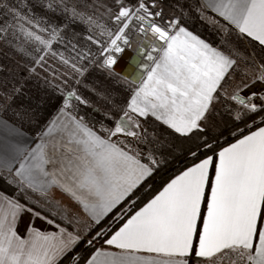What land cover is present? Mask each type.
<instances>
[{
  "label": "snow or ice",
  "instance_id": "1",
  "mask_svg": "<svg viewBox=\"0 0 264 264\" xmlns=\"http://www.w3.org/2000/svg\"><path fill=\"white\" fill-rule=\"evenodd\" d=\"M116 3L119 10L111 17L115 30L75 4L71 9L65 4L64 11L89 26L86 39L100 47L105 69L113 68L115 53L132 44L130 29L147 38L138 87L125 105L113 107L120 111L119 117L106 113L114 126H102L104 136L68 111L74 109L73 101L88 103L69 88L57 117L42 130L35 147L0 141V171L11 174L19 189L38 194L46 206L51 204V214L59 219L0 196V264H57L83 239L81 224L85 234L91 231L151 176L160 161L153 147L158 141L149 142L141 122L149 116L182 138H195L196 147L189 152L193 163L140 209H122L114 217L119 224L114 231L97 232L94 239L106 237L104 243L118 251L96 249L87 264H192L193 258L196 264H264V126L218 152L212 151L213 143L203 135L213 105L221 99L237 120L260 113L259 123L264 125V90L244 94L257 83L264 85V63L249 62L235 48L225 53L211 46L176 17L158 23L163 10L152 11L155 0H137L134 6ZM3 7L12 22L0 24V41L26 58L29 77L44 73L46 79L59 80L62 94L74 74V83H82L80 78L94 62L90 48L69 47L58 26H46L42 18L19 6ZM201 8L215 12L241 36L264 46V0H202ZM93 27L99 29L96 34ZM61 45L71 55L66 56ZM239 60L245 61L243 67ZM236 73L243 79L229 94L228 82ZM3 127L9 134L16 131L6 123ZM120 136L147 145V151L112 139ZM202 150L212 154L197 159ZM53 189L69 196L91 224L54 204L49 199ZM24 212L54 230L42 231L30 223L21 236L17 225Z\"/></svg>",
  "mask_w": 264,
  "mask_h": 264
},
{
  "label": "trees",
  "instance_id": "2",
  "mask_svg": "<svg viewBox=\"0 0 264 264\" xmlns=\"http://www.w3.org/2000/svg\"><path fill=\"white\" fill-rule=\"evenodd\" d=\"M80 1L91 6L92 11L99 9L111 10L110 14H107L109 18L114 16L119 10L116 0ZM179 1L181 0H162L164 4L171 8H174ZM190 1L183 0V7L188 8ZM49 2L54 5H48L50 4ZM121 2L126 5L130 3L134 6L137 0H121ZM2 4H7L9 7L19 6L37 18L40 17L41 11L42 19L47 20L51 25L56 24L61 27L62 34L68 41L81 47H93V44L86 39L87 26L80 20L72 19L62 8L64 5L61 2L56 4L52 0H0V24L12 22L11 14L7 12ZM193 25L194 27L191 29L190 27L187 28L214 47H219L218 41L216 40L215 42L211 39L212 36L214 37L211 32L201 30L204 28V24L200 20L197 23H193ZM242 40L244 39L242 38ZM244 41L256 59L260 63H264V46L249 38H245ZM18 58L22 65L19 61L17 62ZM27 63L26 58L18 54L12 45L0 41V90L10 94L12 98L8 104L0 101V112L31 135L36 136L45 129L50 120L61 109L65 94L64 92L62 94L60 88L53 87L46 79L42 80L35 75L29 77L25 67ZM16 88L20 89L18 93L14 91ZM76 88L78 94L87 100L88 103L77 104L73 101L75 107L74 109H69V111L73 115L82 118L84 122L97 132H103L101 130L102 126L109 128L114 126L113 120L108 119L106 113L111 112L113 116L119 117L120 111H113V107L125 105L134 91L130 85L119 82L116 78L110 77L103 72L99 73L94 68L86 72L82 77V83L77 84ZM259 115L261 114L249 115L242 120H237L234 112L227 110L225 106L214 108V112L209 116L213 122V128L208 129L203 135L213 143L214 148L212 151L218 152L221 148L234 143L243 135L249 134L250 131H255L256 128L264 126L259 123ZM253 120L257 121L255 125H252ZM249 125L251 127H248ZM143 128L147 130L150 143L153 140L158 141L153 147L156 148L154 154L160 163L153 174L124 202L123 206L131 208L132 211L143 207L162 190L168 181L192 165L193 159L189 152L196 147L197 143L194 137L191 139L182 138L178 134H174L171 129L154 118L146 119L143 123ZM196 135L199 136L201 134L197 133ZM125 141L130 145L132 144L129 138ZM138 146L142 150L147 151V145L139 144ZM210 154L212 153L202 150L197 159ZM0 191L16 198L50 219H57L59 222L58 217L51 214L52 211L31 200L1 174ZM130 214L131 212H129ZM110 216L100 222V224L92 227L91 231H88L87 235L70 252L64 255L57 264H85L96 249H100L105 245L104 239L106 237L94 239L96 233L101 231L108 232L109 229L114 231L119 227V224L115 221L110 224L112 219ZM120 223H123V221H120ZM89 240L93 241L91 245L88 244Z\"/></svg>",
  "mask_w": 264,
  "mask_h": 264
},
{
  "label": "rangeland",
  "instance_id": "3",
  "mask_svg": "<svg viewBox=\"0 0 264 264\" xmlns=\"http://www.w3.org/2000/svg\"><path fill=\"white\" fill-rule=\"evenodd\" d=\"M53 2H55L56 4L61 2L63 5L67 4L69 9H71V6L73 4L76 5L77 9L83 13H85L87 16H91L93 17V19H96L97 17L99 18L100 22H103L104 24L107 25V27L115 30L116 25L112 22V19L109 18L107 16V13L109 11H106L105 9H99L97 11H92L91 6L84 4L83 2H81L80 0H52ZM148 3H151L152 0H147ZM183 0L179 1L176 6L173 8L167 6L166 4H164L162 2V0H155V4L156 7L152 9V11H158L160 9L163 10V14L160 18H158L157 22H163L165 20H169L173 17H176L179 19L181 26H184L188 31L192 32L194 35L198 36L195 32L191 31L190 29L192 27H194L193 23H197L199 20L204 24V28L201 29L204 32H211L212 35H214V37L212 36L211 39L214 40L216 42V40L219 43V47L220 49H223L222 51H224L225 53H228L230 51L231 48H235L237 50H239V52L243 53V55L245 57H247L249 62H259L255 55L252 53L251 49L249 48V46L247 45V43L242 40V38L240 37V35L234 31L232 28L228 27L227 25L223 24L222 22L215 20L214 18L210 17L202 8L201 5L199 4V2L197 0H191L189 3L188 8L183 7L182 5ZM50 6L54 5L52 2H49ZM121 4H124L125 6H127L125 3L121 2ZM3 5V4H2ZM102 7V6H101ZM118 7H120V4H118ZM62 8L64 9V7L62 6ZM197 9H200L199 11ZM70 17H71V12H67ZM102 13H105L106 15H102ZM42 18V12L40 11V17ZM79 20V19H77ZM81 21V20H80ZM42 23H45V25H51L49 24V22L47 20L42 19ZM85 26L89 27L88 25H86L85 23H83ZM52 26H57L52 25ZM59 27V26H58ZM86 27V28H87ZM187 27H190L187 28ZM202 27V26H201ZM61 28V27H59ZM227 29V30H225ZM193 30V29H192ZM99 31V29L96 28H92V33L96 34ZM138 31L135 28H132L129 30V35L132 39V42H136L134 39L135 34ZM207 34V33H205ZM63 35V34H62ZM88 35V33H86V36ZM200 39L204 40L203 38H201L200 36H198ZM67 42H70L69 47L72 43L71 41H68L66 39ZM205 42H207L206 40H204ZM142 42H138L139 45H142ZM208 43V42H207ZM210 44V43H208ZM77 45V44H75ZM211 45V44H210ZM78 46V45H77ZM213 46V45H211ZM81 47V46H79ZM132 44L129 46L124 47V50L120 53H115V57L117 58H125V62L121 65L118 66L117 70L112 68L111 70L109 69H105L103 67H101V64L103 63L101 57H103V53L100 51V47L93 44V47L90 48L91 52L93 54V58H94V62L92 64H90L88 66V70L90 69H96L99 73L103 72L104 74H107L110 77H114L116 78L119 82H122L124 84L130 85L131 88H133V90H135L138 87V83H136V81L138 80V73H140L142 71V68L140 66V62L142 60H145L146 57L145 56H140L138 54L137 49H132ZM214 47V46H213ZM61 50L64 51V54L67 55H71L70 51L65 49V47L63 45L60 46ZM126 51H130L131 53L128 55L126 54ZM135 56L137 57V59H135ZM19 61V58L17 59V62ZM20 63V61H19ZM239 63L241 65V67L244 66L245 61L244 60H239ZM260 63V62H259ZM22 65V63H20ZM59 66V65H58ZM63 71L65 72H71V69H67V68H62ZM37 76V75H35ZM38 77L42 80L46 79L45 78V74L41 73L40 75H38ZM67 78V77H66ZM76 79V75H73L72 79H68V84L66 86H64L63 88V92L64 94H66V90H68L69 88H75L77 90V84L74 83V80ZM82 80V77L80 78ZM243 78L241 77V75L239 73H236L235 75V79L232 81H229V86H228V93L231 94L233 89L238 85V83L242 80ZM47 81L50 82V84L53 87H58V85H60V81L59 80H51V78H47ZM61 90V88H60ZM252 91H256L255 85L249 89H247V91L244 93L245 95H247L248 92H252ZM0 101L4 102L5 104H8L10 102V100H12L11 95L8 93L3 92L2 90H0ZM257 102V101H256ZM228 103L227 101H224L223 99H221L220 103L214 104L213 107L214 108H221L222 106H225V104ZM257 103H261V101L257 102ZM252 106V102L250 101L248 104V108H251ZM148 118H153L151 116H149ZM147 118V119H148ZM155 119V118H154ZM146 119L141 118V122L142 125L144 123ZM208 129L213 128V122L212 120L208 117ZM115 139H119L120 141H125L127 140L129 137H125V136H120L119 138L117 137H113ZM129 140L132 142L131 146L135 147V148H139L141 149L138 145L139 143L132 139L129 138ZM128 144V143H127ZM130 145V144H128ZM142 150V149H141ZM144 151V150H143ZM130 197V196H129ZM129 197L127 198V200L129 199ZM34 201V200H33ZM126 201V200H125ZM124 201V202H125ZM124 202L122 204H120L115 211L110 214L112 217V219L110 220V224L114 222V217L118 216L121 214V210L122 209H128V207L123 206ZM83 225V224H81ZM81 225L79 228H81ZM82 236L85 237L87 235V233H84V228L82 229Z\"/></svg>",
  "mask_w": 264,
  "mask_h": 264
},
{
  "label": "crops",
  "instance_id": "4",
  "mask_svg": "<svg viewBox=\"0 0 264 264\" xmlns=\"http://www.w3.org/2000/svg\"><path fill=\"white\" fill-rule=\"evenodd\" d=\"M199 2V4L201 5L202 3V0H197ZM210 17L214 18L215 20H218L220 22H222L223 24L227 25L228 27L232 28L234 31H236L238 34V30L233 26V25H230L228 24L223 18L219 17L215 12L211 11L210 9L208 8H202ZM241 36V34H239ZM244 40L245 38H248L246 36H241ZM251 39V38H249ZM252 40V39H251ZM255 42V41H254ZM258 43V42H257ZM69 111V110H68ZM59 112V111H58ZM58 112L54 115V117L50 120L52 121L53 119H55L58 115ZM70 112V111H69ZM71 113V112H70ZM71 115H73L71 113ZM75 116V115H73ZM77 119H80L79 117L75 116ZM7 124L8 128L9 129H12L14 128L16 131L14 133H11L9 134L8 132H6V130L4 129L3 125L4 124ZM86 123V122H85ZM49 124V123H48ZM47 124V125H48ZM87 124V123H86ZM88 125V124H87ZM89 126V125H88ZM90 127V126H89ZM93 129V128H92ZM94 130V129H93ZM96 131V130H94ZM97 132V131H96ZM98 134L104 136L105 133L103 132H97ZM40 134H37L36 136H33L31 135L29 132H27L25 129H23L22 127H20L19 125L15 124L14 122H12L7 116L3 115L1 112H0V141H2L3 143L5 144H11V143H20V144H23V145H26V146H31V147H35L36 144L40 143L41 141V137H40ZM60 138L57 137V140H59ZM114 141L116 140L115 138H112ZM229 146V145H228ZM227 147V146H226ZM58 151H63V149H60ZM181 173V172H180ZM180 173H178L177 175H179ZM0 174L3 175L11 184H13L14 186H16L18 188V186L13 183V176L11 174H8L6 172H2L0 171ZM175 177V176H174ZM173 177V178H174ZM147 179V178H146ZM145 179V180H146ZM144 180V181H145ZM143 181V182H144ZM142 182V183H143ZM169 182V181H168ZM141 183V184H142ZM140 184V185H141ZM19 189V188H18ZM137 189V188H136ZM135 189V190H136ZM22 193H24L27 197H29L31 200H34L36 203H38V201H41V198L38 194H34L32 193L31 191H24L22 189H19ZM134 190V191H135ZM133 191V192H134ZM0 196L2 197H9V198H13L5 193H3L2 191H0ZM15 200H17L16 198H14ZM49 199L54 203V204H58L61 208H65V209H68L70 210L69 214L71 215L73 212L79 214L80 218L82 221H84L85 223L87 224H91V221L90 219L80 210L79 206L77 204H75L69 196H67L66 194L62 193L60 190L58 189H53L50 193H49ZM127 200V199H126ZM19 201V200H17ZM124 202V201H123ZM122 202V203H123ZM19 203H21L22 205H25L27 208H31L29 206H27L26 204H23L22 202L19 201ZM121 203V204H122ZM39 205L47 208L48 210L50 211H54L53 209V206L50 204V205H45L42 201L40 203H38ZM119 206V205H118ZM117 206V207H118ZM116 207V208H117ZM115 208V209H116ZM33 209V208H31ZM115 209L110 213L112 214ZM34 210V209H33ZM36 211V210H34ZM38 212V211H36ZM42 214V213H41ZM109 214V215H110ZM43 215V214H42ZM108 215V216H109ZM45 216V215H44ZM108 216H106L103 220H105ZM102 220V221H103ZM101 221V222H102ZM32 223L34 227L36 228H39L41 229L42 231H51V230H54L51 228V226L47 225L43 220L41 219H34L33 216H32V213L31 212H24L22 213L21 217H20V220L18 222V225H17V230H18V233L21 235V236H24L25 233H26V226L28 224ZM84 228V224L81 225V228H79V234H82V229ZM100 249H103V250H106V251H118L108 245H104L102 248ZM94 254V253H93ZM92 254V255H93ZM91 255V256H92ZM63 257V256H62ZM61 257V258H62ZM60 258V259H61ZM59 259V260H60ZM90 259V258H89ZM58 260V261H59ZM88 262V261H87ZM87 262L85 264H87ZM58 263V262H57ZM192 264H196V260L193 258L192 259Z\"/></svg>",
  "mask_w": 264,
  "mask_h": 264
},
{
  "label": "water",
  "instance_id": "5",
  "mask_svg": "<svg viewBox=\"0 0 264 264\" xmlns=\"http://www.w3.org/2000/svg\"><path fill=\"white\" fill-rule=\"evenodd\" d=\"M135 39V41L136 42H132V49H137V51H138V54L140 55V56H144V53L147 51V48H146V43H147V38L143 35V34H141V33H139V32H137L136 34H135V37H134ZM143 41V43H142V45H139L138 44V42H142ZM131 52L130 51H126V54H130ZM125 58L126 57H123L122 59L121 58H116V63L114 64V66H113V68L114 69H116L117 70V68H118V66L121 64H123L124 62H125ZM135 59H137V57L135 56ZM257 102H259V100H257Z\"/></svg>",
  "mask_w": 264,
  "mask_h": 264
},
{
  "label": "built area",
  "instance_id": "6",
  "mask_svg": "<svg viewBox=\"0 0 264 264\" xmlns=\"http://www.w3.org/2000/svg\"><path fill=\"white\" fill-rule=\"evenodd\" d=\"M255 88H256V91L264 90V85L257 83L255 84Z\"/></svg>",
  "mask_w": 264,
  "mask_h": 264
}]
</instances>
